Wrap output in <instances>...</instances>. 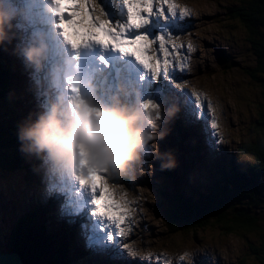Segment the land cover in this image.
Segmentation results:
<instances>
[{
  "label": "clouds",
  "instance_id": "1",
  "mask_svg": "<svg viewBox=\"0 0 264 264\" xmlns=\"http://www.w3.org/2000/svg\"><path fill=\"white\" fill-rule=\"evenodd\" d=\"M55 6L56 0H24L23 4L0 0V41L7 36L5 26L13 27V20L19 29L32 28L29 42L20 51L44 99L39 102L42 111L37 118L19 130L18 139L24 142L21 150L42 160L47 191L55 188L69 206H81L87 189L81 182L85 177L99 172L130 173L150 141L152 152L159 157L157 141L164 133L155 131L160 106L139 101L138 92L132 100L133 91L121 85L105 99L100 70L88 63L87 53L81 59L78 51L89 42L68 41L59 22L53 19L58 17ZM175 164V159H169L162 162L161 168ZM103 179L107 181V176ZM107 186L116 197L127 194L123 184ZM178 259L193 264L190 251H184Z\"/></svg>",
  "mask_w": 264,
  "mask_h": 264
},
{
  "label": "trees",
  "instance_id": "2",
  "mask_svg": "<svg viewBox=\"0 0 264 264\" xmlns=\"http://www.w3.org/2000/svg\"><path fill=\"white\" fill-rule=\"evenodd\" d=\"M231 16L236 18L244 28L247 40L253 45L256 55V64L245 72L249 79L259 84L263 100L259 93L260 116L257 122L261 131H264V0H243L242 3L231 9ZM0 53V113L4 106H13L14 99L5 98L3 85L6 66L5 56ZM12 116H0V163L3 166L19 167L23 163L18 148V133L20 130ZM12 146V147H11ZM14 148V149H13ZM13 149V150H12ZM241 151L252 154L254 160L243 173L229 180L220 179L205 191L184 195L182 192L172 191L162 193V205L165 217L169 224L179 231L190 232L209 225L220 226L224 234L235 230L253 231L259 228V215L257 211L263 207L264 198L259 193V180L264 173V137L256 136L245 142ZM238 173V172H237ZM21 221L13 227L9 236L11 249L18 251L25 264H55L53 256L47 254L48 246L35 240L33 233L35 227L31 223ZM219 228V227H218ZM256 257L264 264V232L260 247H253ZM259 253V254H258ZM263 255V256H262Z\"/></svg>",
  "mask_w": 264,
  "mask_h": 264
},
{
  "label": "snow or ice",
  "instance_id": "3",
  "mask_svg": "<svg viewBox=\"0 0 264 264\" xmlns=\"http://www.w3.org/2000/svg\"><path fill=\"white\" fill-rule=\"evenodd\" d=\"M93 4L95 7H92ZM122 4L126 9V19L113 21L110 17L102 19L103 16H108L102 5L99 8V15L94 14L97 5H99L98 0H56L58 26L63 29L68 41L76 44L82 36H96L92 29L99 25L98 29L102 30L111 41H114L116 47L137 56L144 67L148 69L145 73L146 77L168 79L174 78L172 73L177 68L183 71L186 68L183 61L187 58V54L195 50L194 46L191 43L186 46L183 43H176L170 39V37L176 36L170 31L167 34L159 33L154 39H149V35L142 34L141 29L150 23L153 16L158 15L163 19H167L168 16L175 19L179 16L183 20L190 15L189 10L182 8L178 13L179 6L176 0H122ZM165 6L168 8L167 13H165ZM65 14L68 19H65ZM66 26L73 29L71 35ZM130 31H135L137 35L134 38H128ZM97 40L105 48L111 44L105 40ZM128 46H135V50L129 51ZM177 57L180 58L179 61ZM198 96V94H194L191 97L192 104L188 109V116L192 123L207 118L203 101ZM208 109L214 111L210 103ZM210 127L212 135L216 136L219 125L214 116L210 121ZM221 142V140L216 141L217 144ZM208 143L210 147L213 146L211 140ZM81 182L87 185L88 193L91 196L88 201L91 205V215L101 222V228L106 232L109 244L119 246L120 242L117 237H126L131 232L128 219L135 211L131 207L134 202L128 200L126 194L117 199L112 190L95 175L85 177ZM97 190L100 192L99 196L96 194ZM113 227L115 231H113ZM132 255L136 256L137 254L133 251Z\"/></svg>",
  "mask_w": 264,
  "mask_h": 264
},
{
  "label": "rangeland",
  "instance_id": "4",
  "mask_svg": "<svg viewBox=\"0 0 264 264\" xmlns=\"http://www.w3.org/2000/svg\"><path fill=\"white\" fill-rule=\"evenodd\" d=\"M242 0H234V2H240ZM222 3H226L227 0H221ZM192 6L195 12H199V8L197 5H195L193 2H189ZM198 5L202 8L212 10L215 6L214 0H201ZM221 6V5H220ZM219 8V7H218ZM211 23L216 24V30H224V28L217 24L214 21H211ZM234 24V23H233ZM235 29L238 34L241 35V37H244V32L240 28L239 23L234 24ZM239 27H238V26ZM264 27V26H263ZM216 30H214L216 32ZM200 36L204 38H211L213 36V30L209 28L206 24H203V27H201ZM210 41H206L204 46L209 44ZM201 47L202 45L199 44ZM234 50V48L232 49ZM254 47L253 45L244 37L242 39V47L239 48L238 54L235 56V59L237 63L235 62H228L229 68L227 71H222L220 68L216 66L213 62V57L211 55V61L209 66V74H206L204 79L201 78L200 74H198V68H193V70H190V74L187 76L188 79L190 78L191 83L194 86L201 87L200 89L204 90L205 92H210L211 90H218L219 93L215 98V100L220 103L221 94H224L229 99L230 106L232 108L235 106V111L238 113L237 121L238 126L237 129L239 130L238 134L240 135L241 142H244L246 139H253L256 136H263L264 137V131L262 127L259 126L257 119L260 116L259 113V107L257 106V102H259V93L261 96V101L263 100V96L261 92L260 87H263L262 83H258L253 81L252 79H249L248 74L242 70L244 67H253L256 63L254 53H253ZM203 51L206 56V51L203 48ZM236 54V52H235ZM202 65V63H201ZM203 75V73H202ZM195 76V77H194ZM264 80V75L261 77ZM234 106H233V104ZM254 103V104H252ZM226 105H229L226 103ZM231 110V107H226L223 109V111ZM249 111L250 113H253L255 118L254 122H257L254 127V131L245 130V125L249 123ZM247 115V116H246ZM235 117V114H234ZM247 117V119H246ZM250 159L252 158L249 156ZM248 157V158H249ZM19 177L21 178L20 174L21 172H17ZM163 182V181H162ZM149 188V195L152 205H155V201L157 199L156 194V187H150ZM3 188V183L0 182V189ZM259 193L261 198H264V173L261 175L259 180ZM7 202V201H5ZM21 201L16 199L13 203H7L8 205H18ZM3 204V203H2ZM264 204V203H263ZM157 210V209H156ZM156 210H154V216L157 217ZM158 212V211H157ZM259 215V219L261 220L259 224V228L253 230V231H241V230H235L233 233L230 234H224L223 229L218 226L216 227L214 225H209L204 228H199L196 230H191L190 233H187L188 235L183 236H171V233H162V236L166 238L167 242H173V240H178L180 237H182L186 244H190L191 241L194 239L199 238L200 242H205L206 240L212 239L214 241H220L217 244H214V249L221 254L226 259H237L236 264H261L260 260L256 257V252H253V247H260L261 246V240L263 237L264 232V205L259 208V211H257ZM0 217H12L10 214V211L8 209L6 210H0ZM8 228L7 223L3 226L0 222V252H7L8 250V239L4 235ZM166 232V231H165ZM178 235V234H177ZM224 240L228 241V246L231 247V249H226ZM7 246H4L6 245ZM56 253L61 252V248L55 247ZM2 250V251H1ZM49 252V251H47ZM46 252V253H47ZM48 254V253H47ZM259 254V253H258ZM263 256V255H262ZM55 263V262H54ZM52 264V263H51Z\"/></svg>",
  "mask_w": 264,
  "mask_h": 264
},
{
  "label": "bare ground",
  "instance_id": "5",
  "mask_svg": "<svg viewBox=\"0 0 264 264\" xmlns=\"http://www.w3.org/2000/svg\"><path fill=\"white\" fill-rule=\"evenodd\" d=\"M18 4H21V3H18ZM114 4V3H113ZM114 5H116V4H114ZM12 22H16L17 23V21L15 20V21H12ZM26 31H28L29 33H31V31H32V28L30 27H28V28H26L25 29ZM29 37V34H27V38ZM26 44H27V42H26ZM17 76H20V75H17ZM13 77H11V79H12ZM174 94V93H173ZM174 98L176 99V100H179L180 99V101L182 100L185 104H186V102H188V101H184L179 95H178V97L176 96V95H174ZM178 105H180L179 103H178ZM15 122H16V120H15ZM184 131H185V133L187 134V127L184 129ZM30 164H31V162H30ZM21 165V168H19V167H17V172H21V174H20V176H21V180L23 181V182H29V180H30V178L29 179H25L24 177H23V170H22V166H23V163L22 164H20ZM32 196H33V192H32V188L30 189H28V191H27V194H26V197L28 198V199H31L32 198ZM21 203V202H20ZM18 204V206L19 205H21V204ZM23 207H22V210H25V209H27V205H22ZM72 218V217H71Z\"/></svg>",
  "mask_w": 264,
  "mask_h": 264
},
{
  "label": "water",
  "instance_id": "6",
  "mask_svg": "<svg viewBox=\"0 0 264 264\" xmlns=\"http://www.w3.org/2000/svg\"><path fill=\"white\" fill-rule=\"evenodd\" d=\"M0 264H23L17 253L0 252Z\"/></svg>",
  "mask_w": 264,
  "mask_h": 264
}]
</instances>
